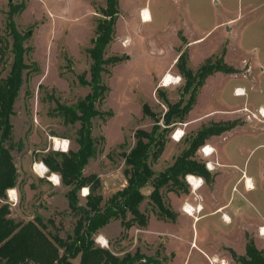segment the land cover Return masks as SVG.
<instances>
[{"label": "rangeland", "instance_id": "374dc122", "mask_svg": "<svg viewBox=\"0 0 264 264\" xmlns=\"http://www.w3.org/2000/svg\"><path fill=\"white\" fill-rule=\"evenodd\" d=\"M10 1L0 0V39L4 47L8 46L5 59L0 58V79L7 77L13 61L7 28L10 18L16 30L27 36L26 62L32 66L28 74L25 72L11 118L15 144L12 156L19 174L15 200L8 192L11 217L18 222L33 220L37 215L46 222L51 219L55 227L49 230L66 238L73 234L78 220L69 209L70 188L56 185L49 179L50 173L40 176L35 165L57 152L52 138L67 140L69 150L79 148L76 139L80 124L65 125L56 107L57 102L73 105L91 91L80 84L78 76L87 73L90 79L88 50L93 46L98 21L104 19L107 0ZM144 9L152 12L149 23H142ZM119 11L114 40L105 58L122 61L106 67L102 74L108 90L106 99L97 105L104 116L93 120L97 155L84 170L85 176L100 177L103 205L127 186L123 155L135 145L136 130L151 131L155 124L144 115L143 106L148 105L162 126L168 110L163 97L182 107L189 103L196 83L187 91V80L177 67L181 54L182 64L186 62L194 77L202 67L216 62L230 72L213 73L194 92L192 111L172 128L166 149L152 169L156 174L164 173L189 149L199 132L224 126L230 129L210 137L193 159L206 167L207 159L214 158V172L229 166L215 185L213 178H206V185L197 192L187 182L188 175V193L170 192L171 187L162 190L167 206L178 214L176 222L161 220L148 198L153 188L143 189L147 199L140 209L149 217L148 227H134L122 240L124 229L120 221H113L95 237L96 243L100 246L98 240L104 237L105 248L120 256L137 249L149 257L160 252L168 257L166 264H242L233 258L231 249L237 256H244L252 239L264 251V243L256 240L253 221L237 212L228 214L232 224H226L221 214L209 213L213 205L231 199L234 206L242 204L264 215V119L259 115L264 108V0H119ZM168 75L176 83L164 87L162 82ZM237 89H243L246 95L235 96ZM179 130L184 136L176 142L173 135ZM205 146L214 150L210 158L201 152ZM244 168L253 179L250 192H245L244 183L234 186ZM88 193V188L79 192L80 205H85ZM203 197L206 209L196 215L201 216L198 220L178 213L180 206L191 205L184 204L187 201L194 203ZM213 255L218 256V262H212ZM73 263L80 264V257Z\"/></svg>", "mask_w": 264, "mask_h": 264}, {"label": "trees", "instance_id": "16d2710c", "mask_svg": "<svg viewBox=\"0 0 264 264\" xmlns=\"http://www.w3.org/2000/svg\"><path fill=\"white\" fill-rule=\"evenodd\" d=\"M119 0H107L106 9L102 12L104 19L99 20L93 46L88 50L92 64L87 73L78 76L82 86L90 87V93L73 105L57 102L56 112L64 120L65 125L80 124L77 131V151L51 152L42 162L52 174L60 176L61 184L70 190L67 193L68 205L72 214L78 217L74 232L62 238L58 233L49 230L55 227L53 220H44L35 216L33 220L18 222L11 217L12 210L8 200V192L18 186V169L14 163L12 151L13 124L15 103L24 84V75L32 69L27 64L26 56L29 48L25 47L27 36L16 30L12 18L7 21L11 34V53L13 61L7 77L0 79V264H74L73 260L80 257V264H166L167 256L159 252L155 257L146 256L139 249L134 253L125 252L122 256L112 250L99 246L95 237L101 230L113 221H120L124 232L122 240L128 232L137 227L146 229L149 217L141 211L140 206L147 199L142 192L147 187L153 191L148 196L158 209L161 220L176 222L178 214L167 206L162 190L171 187L169 191L188 193L185 177L194 174L205 179L210 178L205 164L193 159L197 149L213 135L227 131L230 127H209L198 133L183 154L164 173L156 174L152 165L156 164L163 155L169 142L171 130L177 123L183 122L194 106V92L204 84L205 80L217 72H230L229 68L216 62L202 67L194 77L183 62V54L177 61L181 75L187 80V91L193 87L189 103L171 104L163 97L168 108L163 117V125L159 118L143 106V113L151 117L155 124L151 131L137 129L134 138L135 145L125 153L124 174L127 186L116 192L104 205L101 194L102 183L98 175L85 176L84 170L92 158L97 155L96 142L92 136L93 120L103 117L97 105L106 99L107 86L103 83L102 74L106 67L114 66L122 61L121 58H105L108 46L113 42L116 23L119 17ZM0 58L6 57L8 46L4 47L0 39ZM21 148L22 144L17 145ZM174 187V188H173ZM88 188L85 205H80L79 192ZM234 259L242 264H264V251L258 249L255 241L250 239L246 245L244 256H237L230 250ZM171 257H174L172 254Z\"/></svg>", "mask_w": 264, "mask_h": 264}, {"label": "bare ground", "instance_id": "6f19581e", "mask_svg": "<svg viewBox=\"0 0 264 264\" xmlns=\"http://www.w3.org/2000/svg\"><path fill=\"white\" fill-rule=\"evenodd\" d=\"M141 17H142V23H149L152 20L151 13H150L149 9H144L143 14H141ZM173 81H175V78L172 77V75H168L166 78H164V80L162 82V86L170 87L172 84L176 83ZM237 94H238L237 97H243L246 95V93L243 89H238ZM261 117L264 119V108L261 109ZM178 133L183 134L182 131H180V130ZM52 141H53L54 148L56 150L66 151L67 148L69 147L67 140L62 142L59 138H52ZM208 150H210L211 153H209V156H207V158H210L211 156H213L214 150L210 147L208 148ZM211 167H212V165H211ZM35 171L42 177H45V176H47V174L50 173L49 169L46 167V165L43 162L42 163H36ZM245 178L247 179V189L252 191L254 189V184H253L252 179L244 176L243 177L244 184H245ZM49 179L58 186L61 184L60 176H58L57 174H53V173L51 174L50 173ZM200 179L201 178H197V177H194L191 175L188 177V182L191 185L193 190L194 189L199 190L203 187L204 181L202 179L201 180ZM245 187H246V185H245ZM9 194H10L12 200H15L16 191L14 189L10 190ZM185 206H186V210L184 211V213L189 215L190 217H193V218H195L196 214L201 213L203 210V208H201L200 206L198 209L194 208L191 205H185ZM222 218L225 222H228V223L231 222V218L229 216L224 215V216H222ZM262 236H264V235H262ZM99 242H103L104 246H106V239L104 237H100Z\"/></svg>", "mask_w": 264, "mask_h": 264}, {"label": "crops", "instance_id": "0c3cea01", "mask_svg": "<svg viewBox=\"0 0 264 264\" xmlns=\"http://www.w3.org/2000/svg\"><path fill=\"white\" fill-rule=\"evenodd\" d=\"M151 11V10H150ZM152 13V12H151ZM167 70V68H165V70H163L160 74H163L165 71ZM217 151V150H216ZM219 154H220V156H219V158L221 157V159H222V153L221 152H219ZM206 158V157H205ZM213 159L214 158H212V159H207V161H206V163H209V162H211V163H213V166L215 165V163H214V161H213ZM227 166H229L228 164L225 166V167H227ZM224 167V168H225ZM223 168V170H222V172L225 170ZM207 169V168H206ZM215 169H216V165H215ZM215 169L213 170V171H211V170H208V172H209V176L211 177V178H213V180H214V185L216 184V180H217V178H219L220 177V175L222 174V172H214L215 171ZM215 174V175H214ZM246 175V177L247 178H250V177H248V175L246 174V169L244 168L243 170H242V175L240 176V177H238V179L236 180V184L234 185V186H237V185H239V184H241V183H244V180H243V175ZM232 176H233V174L231 175V178H232ZM198 178H202L203 180H204V185H203V187L206 185V182H205V178L204 177H198ZM237 178V177H236ZM233 179H235V178H233ZM251 179H252V177H251ZM253 180V179H252ZM233 186V187H234ZM202 187V188H203ZM200 190V189H199ZM194 191H198V190H196V189H194ZM245 192H250V190L248 191V189L246 190V188H245ZM11 197V196H10ZM232 200L230 199L229 201H227L226 203H223V204H219V203H217V204H215V205H213L212 206V208H211V210H210V213L209 214H221V219L223 220V218H222V216L223 215H226V216H228V214L229 215H233V214H235V213H237V212H239V214L240 215H242L243 214V216L245 217V220H247V219H251L252 221H253V231H254V233H255V237H256V240H258V241H260V242H263L264 243V236H261L259 233H258V229L259 228H261V227H264V215H262L260 212H257L256 210H253V212L252 211H250L249 210V208H246L244 205H242V204H240V205H236V206H234V205H232V202H231ZM206 202V200L204 199V197L203 198H201V201L199 200V201H194V203H192V201H191V203L190 202H186V203H184V204H191L192 206H194V208H197L198 206H200L201 208H203V210H202V212L201 213H198V215L199 214H202L203 213V211L206 209V206L204 205V203ZM231 202V204H229ZM226 204H229V205H226ZM249 211V212H248ZM184 213L183 212V210H182V207L180 206L179 207V209H178V213ZM255 212V213H254ZM249 213L251 214V215H249ZM185 214V213H184ZM187 215V214H186ZM197 215V214H196ZM187 216H189V215H187ZM201 216H198L197 218L195 217V220L197 219H199ZM223 222L224 223H226V224H232L231 222H225L224 220H223ZM256 228H258V229H256ZM196 248L198 249V247H197V245H196ZM231 250H233V249H231ZM233 251H235V250H233ZM245 252H246V248H245V251H244V255H245ZM204 254L205 255H207L205 252H204ZM208 256V255H207ZM209 257V256H208ZM210 258V257H209ZM210 260H211V258H210ZM218 256L217 255H213L212 256V262H218Z\"/></svg>", "mask_w": 264, "mask_h": 264}, {"label": "built area", "instance_id": "2783aa9c", "mask_svg": "<svg viewBox=\"0 0 264 264\" xmlns=\"http://www.w3.org/2000/svg\"><path fill=\"white\" fill-rule=\"evenodd\" d=\"M141 14H143V11L141 12ZM238 89L237 90H235V95L236 96H238ZM259 115L261 116V109L259 110ZM184 136V133L183 134H178V131H176L175 132V134L173 135V139H174V141H176V142H179L181 139H182V137ZM61 140V139H60ZM62 142H64L65 140H61ZM208 146H205V147H203L202 148V154H203V156L204 157H207V156H209V153H211V151L210 150H208ZM213 149V148H212ZM57 151H61V152H68L69 151V147L67 148V150L66 151H63V150H57ZM214 154V153H213ZM211 165H212V167H211ZM206 168L208 169V170H211V171H213L214 169H215V166H213V163H211V162H209V163H206ZM243 176H245L246 177V175L244 174ZM202 179V178H201ZM200 179V180H201ZM203 180V179H202ZM204 181V180H203ZM187 182H188V176H187ZM189 183V182H188ZM190 185V184H189ZM245 185H246V187H247V179L245 178ZM191 186V185H190ZM199 208V206L197 207V209ZM182 210H183V212L186 210V206L184 205L183 207H182ZM224 216V215H223ZM259 233H260V235L262 236V235H264V227H261L260 229H259ZM99 241V240H98ZM99 244H100V246H102V247H106L107 246V243H106V246H104V243L103 242H99Z\"/></svg>", "mask_w": 264, "mask_h": 264}, {"label": "water", "instance_id": "95a60500", "mask_svg": "<svg viewBox=\"0 0 264 264\" xmlns=\"http://www.w3.org/2000/svg\"><path fill=\"white\" fill-rule=\"evenodd\" d=\"M11 1H12V0H11ZM11 1H10V2H11ZM30 34H31V33H30Z\"/></svg>", "mask_w": 264, "mask_h": 264}, {"label": "clouds", "instance_id": "9594fccd", "mask_svg": "<svg viewBox=\"0 0 264 264\" xmlns=\"http://www.w3.org/2000/svg\"><path fill=\"white\" fill-rule=\"evenodd\" d=\"M86 191V190H85Z\"/></svg>", "mask_w": 264, "mask_h": 264}]
</instances>
